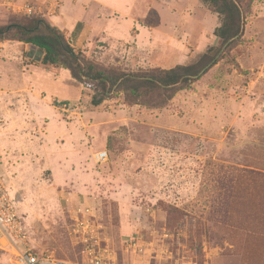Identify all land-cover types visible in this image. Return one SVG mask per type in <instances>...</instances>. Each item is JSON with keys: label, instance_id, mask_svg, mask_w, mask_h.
I'll return each instance as SVG.
<instances>
[{"label": "rangeland", "instance_id": "374dc122", "mask_svg": "<svg viewBox=\"0 0 264 264\" xmlns=\"http://www.w3.org/2000/svg\"><path fill=\"white\" fill-rule=\"evenodd\" d=\"M243 1L242 38L158 107L123 92L94 106L68 69L37 68L34 45L0 39V167L34 253L264 264V0ZM25 16L0 7V26ZM134 17L65 35L97 67L124 72L187 64L219 43L221 17L202 0H141ZM0 264L16 263L0 250Z\"/></svg>", "mask_w": 264, "mask_h": 264}, {"label": "trees", "instance_id": "16d2710c", "mask_svg": "<svg viewBox=\"0 0 264 264\" xmlns=\"http://www.w3.org/2000/svg\"><path fill=\"white\" fill-rule=\"evenodd\" d=\"M221 17L214 30L219 43L209 46L194 61L168 69L124 72L102 69L77 52L63 31L41 16H25L0 26V39H12L36 47L40 62L68 69L75 80L92 90L91 104L123 92L127 101L161 106L171 93L189 87L242 38L250 4L243 0H202ZM255 176L252 174V179ZM251 179V180H252Z\"/></svg>", "mask_w": 264, "mask_h": 264}, {"label": "built area", "instance_id": "2783aa9c", "mask_svg": "<svg viewBox=\"0 0 264 264\" xmlns=\"http://www.w3.org/2000/svg\"><path fill=\"white\" fill-rule=\"evenodd\" d=\"M0 7L17 14L45 17L55 14L58 3L36 2L34 0H0ZM96 163L108 159L107 150H98L93 154ZM0 250L11 255L16 264H71L68 261L51 256L36 254L30 245L29 234L15 200L9 191L0 167ZM98 264V263H96Z\"/></svg>", "mask_w": 264, "mask_h": 264}, {"label": "crops", "instance_id": "0c3cea01", "mask_svg": "<svg viewBox=\"0 0 264 264\" xmlns=\"http://www.w3.org/2000/svg\"><path fill=\"white\" fill-rule=\"evenodd\" d=\"M46 1H56L58 3L57 11H59L52 15H46V19L66 35L76 33L77 35L74 38L79 39L84 36L86 38L88 34L94 32V23L97 24L109 18H114L118 21V17L126 19L134 17L135 10L141 0H44V2ZM66 2L68 5L65 4ZM76 6H79L80 11L83 10L85 12L91 8V13L83 17L76 16L74 10H79ZM134 22L136 20L133 21V27H137ZM98 31H103V29ZM66 38L68 39L67 36ZM71 45L73 46V44ZM38 61L40 63V58ZM40 64L37 65V68L43 65L42 63ZM35 77L34 75L33 78ZM35 87L38 88L36 85Z\"/></svg>", "mask_w": 264, "mask_h": 264}]
</instances>
